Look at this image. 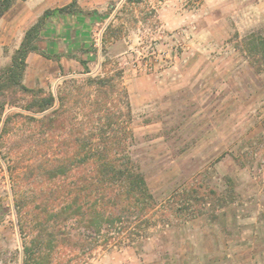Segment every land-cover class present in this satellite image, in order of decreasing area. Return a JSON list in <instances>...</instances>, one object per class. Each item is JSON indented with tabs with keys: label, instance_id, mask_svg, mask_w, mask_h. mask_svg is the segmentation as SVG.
Instances as JSON below:
<instances>
[{
	"label": "rangeland",
	"instance_id": "1",
	"mask_svg": "<svg viewBox=\"0 0 264 264\" xmlns=\"http://www.w3.org/2000/svg\"><path fill=\"white\" fill-rule=\"evenodd\" d=\"M78 2L83 14L43 31L53 57L24 75L54 106L29 110L33 94L0 89V264H26L53 168L109 120L132 133L158 200L146 228L107 244L105 231L54 220L52 246L47 234L29 264L264 262V61L248 44L264 38V0Z\"/></svg>",
	"mask_w": 264,
	"mask_h": 264
},
{
	"label": "trees",
	"instance_id": "2",
	"mask_svg": "<svg viewBox=\"0 0 264 264\" xmlns=\"http://www.w3.org/2000/svg\"><path fill=\"white\" fill-rule=\"evenodd\" d=\"M78 1L72 0L64 6L46 9L25 32L9 65L5 68L0 66V89L14 88L33 94V100L27 105L29 110H48L56 103V96L41 87L31 88L24 83L28 55L37 52L47 58L53 57L40 45L42 32L53 18L63 14H83ZM14 2L15 0H0V17ZM248 44L264 61V38H257L252 34ZM61 56L56 55L57 58ZM81 62L89 71L87 61L83 59ZM91 80L106 83L103 78ZM114 125L115 121L109 120L96 126L99 133H93L85 140L77 138L76 150L66 155L53 168L52 178L60 179V183L50 189L54 192V197L39 213L42 231L40 238L33 237L30 241H24L26 264L40 252L37 246L45 241L47 234L48 246H52L55 234L48 230L54 220L64 224L75 220L91 234L105 231L107 244L110 241L108 236L116 235L112 238L119 240L129 234L131 238L136 234L140 235L146 228L158 200L149 187L146 174L128 151V139L132 133L127 126L123 127L122 133H118L119 129ZM71 176L75 177L72 181ZM21 230L23 232L25 227H21Z\"/></svg>",
	"mask_w": 264,
	"mask_h": 264
},
{
	"label": "crops",
	"instance_id": "3",
	"mask_svg": "<svg viewBox=\"0 0 264 264\" xmlns=\"http://www.w3.org/2000/svg\"><path fill=\"white\" fill-rule=\"evenodd\" d=\"M69 2L71 0H15L13 5L0 17V66L11 61L12 55L19 47L27 29L36 22L46 9L61 7ZM51 20L48 21V24ZM56 30L52 34H56ZM40 56L37 52H31L27 58L28 64L32 59ZM252 263L264 264L263 261H252Z\"/></svg>",
	"mask_w": 264,
	"mask_h": 264
}]
</instances>
